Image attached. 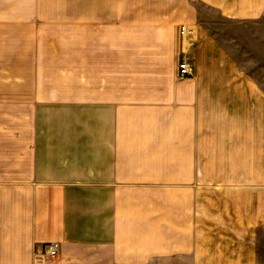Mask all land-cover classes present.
I'll list each match as a JSON object with an SVG mask.
<instances>
[{"label": "crops", "instance_id": "0c3cea01", "mask_svg": "<svg viewBox=\"0 0 264 264\" xmlns=\"http://www.w3.org/2000/svg\"><path fill=\"white\" fill-rule=\"evenodd\" d=\"M96 2L75 57L0 93V264H257L264 94L187 0Z\"/></svg>", "mask_w": 264, "mask_h": 264}, {"label": "rangeland", "instance_id": "374dc122", "mask_svg": "<svg viewBox=\"0 0 264 264\" xmlns=\"http://www.w3.org/2000/svg\"><path fill=\"white\" fill-rule=\"evenodd\" d=\"M93 1L0 0V93H11V81H22L20 78L24 73L39 70L44 74V68L50 64L45 59L54 54L58 56L55 59L66 55L75 57L78 27L95 8H108L94 6ZM103 1L108 0H97L96 3ZM152 1L173 5L176 0ZM187 1L181 10L189 5L195 9L198 27L213 35L220 47L238 62L246 77L264 94V16L258 20L231 19L203 0ZM189 29L183 22L177 28L182 33H188ZM38 59L41 61L35 65ZM258 249L257 264H264V232L258 239ZM43 250L44 247L41 254L45 256ZM55 256H45V260L51 261Z\"/></svg>", "mask_w": 264, "mask_h": 264}, {"label": "built area", "instance_id": "2783aa9c", "mask_svg": "<svg viewBox=\"0 0 264 264\" xmlns=\"http://www.w3.org/2000/svg\"><path fill=\"white\" fill-rule=\"evenodd\" d=\"M177 74L180 78L191 74V65L186 58H181L177 63ZM58 244L50 243L44 246V254L46 257H53L57 253Z\"/></svg>", "mask_w": 264, "mask_h": 264}]
</instances>
